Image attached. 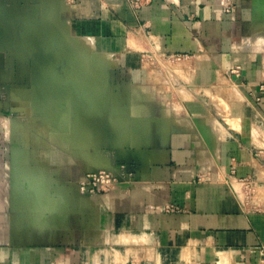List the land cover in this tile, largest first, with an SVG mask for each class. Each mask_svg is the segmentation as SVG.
<instances>
[{
  "label": "crops",
  "instance_id": "obj_1",
  "mask_svg": "<svg viewBox=\"0 0 264 264\" xmlns=\"http://www.w3.org/2000/svg\"><path fill=\"white\" fill-rule=\"evenodd\" d=\"M0 13L23 34L0 46V264H258L264 0H0ZM53 43L55 69L80 57L110 100L72 101L71 149L41 165ZM107 149L134 171L84 208L78 183Z\"/></svg>",
  "mask_w": 264,
  "mask_h": 264
},
{
  "label": "water",
  "instance_id": "obj_2",
  "mask_svg": "<svg viewBox=\"0 0 264 264\" xmlns=\"http://www.w3.org/2000/svg\"><path fill=\"white\" fill-rule=\"evenodd\" d=\"M12 23L8 18H2L0 13V46L3 48L8 47V45H5V40H9L12 43L14 42V46H11V48H14L15 50L19 49L21 46V43L19 44L17 41L20 39L23 34L22 33H11V29H8V26H10ZM30 41L32 43H30ZM59 41V39H58ZM26 44L27 46H33V49L31 50L32 55L37 56L40 59H45L46 53L43 49H40V43L39 39L35 38V36L31 37L28 35L26 37ZM53 52L50 53L51 59L49 61H44L46 64V68L50 72L51 76V82L50 87L48 89L47 98L44 99V102L47 103V108L42 109V115L41 117L47 122L50 129L48 131H40L36 129L33 131V138L34 142L32 140V147L33 151L35 153L37 163L41 165H50L52 164L51 161L47 160V151L44 150L42 147H48L51 148L52 146L60 147L63 149L64 152L70 151V139H71V132L74 130L77 126V124L72 120L71 113L73 112L71 109H69V104H71L74 100L83 101L87 104L90 103H99V104H105L110 100V97L105 90L103 85H100L97 83V77H93L92 72L86 71L85 65H83L84 61L80 59V57H70L65 58L63 56L58 58V71L55 69L57 68L55 66V60H53V57L57 55L56 47L53 43ZM56 51V53H55ZM62 52V48L59 46L58 42V55ZM67 62V65L69 68H67L70 71H66L67 65L65 63ZM83 62V63H82ZM61 67H64V69L60 70ZM75 67V70H74ZM84 69H83V68ZM71 68V69H70ZM73 68V69H72ZM92 68V66H91ZM90 68V69H91ZM68 74V75H67ZM58 97V103L60 101L66 102L67 106H57L56 98ZM51 104V105H50ZM106 105V104H105ZM58 130V140L56 138V132L55 130ZM63 137V140H66L65 142H62L61 139ZM58 151V150H57ZM50 152V151H49ZM53 152V151H52ZM61 152V150H60ZM58 153V164L61 163V153ZM105 155L103 156V161L101 164L94 166L93 168L87 170L85 172H93L97 171L99 169H106L108 171H111L115 177L118 178L119 181H125L130 178V173L134 171L132 164L129 162L118 159L115 155V151L113 149H107L105 150ZM55 155V154H54ZM135 178V177H134ZM78 196L81 201V204L84 208H89L90 206H84L83 203L85 202H91L92 198L89 194H82L79 191V183H78ZM93 205H91V208L97 209V206L94 204V202H91Z\"/></svg>",
  "mask_w": 264,
  "mask_h": 264
},
{
  "label": "built area",
  "instance_id": "obj_3",
  "mask_svg": "<svg viewBox=\"0 0 264 264\" xmlns=\"http://www.w3.org/2000/svg\"><path fill=\"white\" fill-rule=\"evenodd\" d=\"M152 1L153 0H130L135 10H140L141 8L149 5ZM42 148L47 151V155H45L47 156V160L51 161L53 164L58 162V158H56L54 154L57 150L58 153L60 152L61 148L59 146ZM258 155L261 156L264 160V150L259 151ZM117 181H119L118 178L115 177L111 171H108L106 169H99L97 171L88 172L83 176V178L79 181V191L82 194L91 195V202H94V204L96 205L95 200L99 199L100 194H104L109 191ZM91 202H86V204L84 202L83 205L91 207V205H93ZM258 264H264V251H262L260 254Z\"/></svg>",
  "mask_w": 264,
  "mask_h": 264
}]
</instances>
